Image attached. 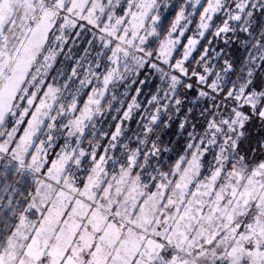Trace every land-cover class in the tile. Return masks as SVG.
I'll use <instances>...</instances> for the list:
<instances>
[{
	"label": "snow or ice",
	"instance_id": "1",
	"mask_svg": "<svg viewBox=\"0 0 264 264\" xmlns=\"http://www.w3.org/2000/svg\"><path fill=\"white\" fill-rule=\"evenodd\" d=\"M0 264H264V0H0Z\"/></svg>",
	"mask_w": 264,
	"mask_h": 264
}]
</instances>
